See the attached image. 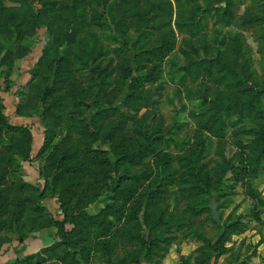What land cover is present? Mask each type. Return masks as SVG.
I'll return each mask as SVG.
<instances>
[{
	"label": "rangeland",
	"instance_id": "374dc122",
	"mask_svg": "<svg viewBox=\"0 0 264 264\" xmlns=\"http://www.w3.org/2000/svg\"><path fill=\"white\" fill-rule=\"evenodd\" d=\"M0 264H264V0H0Z\"/></svg>",
	"mask_w": 264,
	"mask_h": 264
},
{
	"label": "water",
	"instance_id": "95a60500",
	"mask_svg": "<svg viewBox=\"0 0 264 264\" xmlns=\"http://www.w3.org/2000/svg\"><path fill=\"white\" fill-rule=\"evenodd\" d=\"M210 209H211V212H212V214H213V216H214V220H215L216 222H219V221H220V219H219V214H218L217 211H216V207H215V203H214V202H212V203L210 204Z\"/></svg>",
	"mask_w": 264,
	"mask_h": 264
},
{
	"label": "trees",
	"instance_id": "16d2710c",
	"mask_svg": "<svg viewBox=\"0 0 264 264\" xmlns=\"http://www.w3.org/2000/svg\"><path fill=\"white\" fill-rule=\"evenodd\" d=\"M58 224H60V222ZM61 227H62V225H59V228H61Z\"/></svg>",
	"mask_w": 264,
	"mask_h": 264
}]
</instances>
